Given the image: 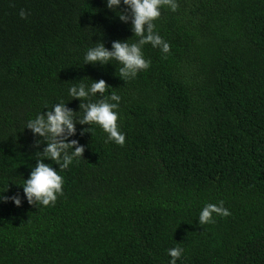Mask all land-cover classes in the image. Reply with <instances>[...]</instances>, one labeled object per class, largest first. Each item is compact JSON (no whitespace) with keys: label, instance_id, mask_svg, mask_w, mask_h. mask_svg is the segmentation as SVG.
Wrapping results in <instances>:
<instances>
[{"label":"trees","instance_id":"16d2710c","mask_svg":"<svg viewBox=\"0 0 264 264\" xmlns=\"http://www.w3.org/2000/svg\"><path fill=\"white\" fill-rule=\"evenodd\" d=\"M0 264H264V0H0Z\"/></svg>","mask_w":264,"mask_h":264}]
</instances>
